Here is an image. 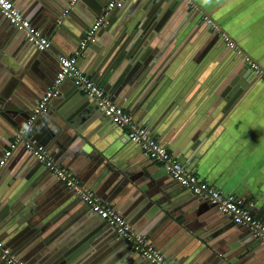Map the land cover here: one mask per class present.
I'll return each instance as SVG.
<instances>
[{"label": "crops", "instance_id": "1", "mask_svg": "<svg viewBox=\"0 0 264 264\" xmlns=\"http://www.w3.org/2000/svg\"><path fill=\"white\" fill-rule=\"evenodd\" d=\"M11 1L48 37L50 47L41 55L0 14V105L3 114L17 124L15 128L8 124L10 132L3 134L9 127L0 114V157L8 147L7 140L13 139L11 131H19L24 113L53 82L57 57L71 55L96 12L105 11V3H100L103 0H76V8L72 2L68 8L63 6L66 0ZM146 1L128 0L125 12L139 10ZM163 5L166 23L147 55L151 64L140 75L135 74L133 90L122 107L130 115L135 113L134 121H140L153 138L163 141L161 144L188 153L191 170L199 178L241 197L253 216L264 221V81L255 77L244 90L236 88L228 94L234 96L233 102L224 108L228 100L219 89L228 85L222 78L229 75L236 84V72L245 66L223 47H211L210 28H201L203 13L264 68V0H166ZM192 5L201 13L194 12ZM117 17L112 16L114 22H119ZM173 32L176 37L170 50L152 68L153 50ZM97 55L89 49L78 59V67L88 76L95 71L91 65ZM76 89L71 81H63L59 95L49 101L43 113L48 121L71 122L79 130L74 129L65 153L51 144L58 165L97 190V196L121 213L134 230L168 254L171 264H214L207 252V243L214 239L216 244L222 239L226 250L232 246L227 240L239 242L237 253L244 259L239 264H264V243L248 238V229L234 225L210 203L177 185L138 145L128 141L124 130L99 111V117L85 109L74 108L72 113ZM101 158L105 163L99 162ZM37 170L34 157L22 147L16 148L0 169V239L15 256L29 264H41L45 256L41 246L83 251L86 244L88 251L97 245L91 258L102 256V264H145L132 258V250L120 242L114 230L104 223L93 224L95 215L74 191L46 170ZM140 185L147 191L155 189V200L147 198L153 207L136 193H145ZM27 219L32 220L31 225ZM72 253L76 252H66L65 258Z\"/></svg>", "mask_w": 264, "mask_h": 264}, {"label": "built area", "instance_id": "2", "mask_svg": "<svg viewBox=\"0 0 264 264\" xmlns=\"http://www.w3.org/2000/svg\"><path fill=\"white\" fill-rule=\"evenodd\" d=\"M122 2L123 0H108L105 5V13L98 15L94 19L71 55H59L57 57V70L53 82L30 110L27 121L17 131L8 147L3 151L0 157V169L11 157L13 151L20 144H23L24 148L36 160L42 162L59 181L74 191L95 216L111 226L117 237L123 238L130 248L148 264H171L161 251L147 241L144 235L134 230L126 222L121 213L101 200L95 191L86 187L75 174L67 168L56 164L42 146L35 145L34 141L29 138L28 134L31 130V124L38 115L47 111L49 101L59 95L61 83L65 80H72L74 86L82 94L95 102L103 116L113 124L121 127L128 139L138 145L151 162L160 165L171 179L187 188L193 196L215 206L218 211L225 214L234 224L248 228L254 238L264 243V221L253 216L250 208H248L241 197L233 193L222 192L207 180L199 178L192 170L187 169V164L182 158L173 155L166 146L153 138L146 127L138 125L128 111L118 105L102 86L78 67V59L82 57L88 45L93 42L96 32L105 28L107 13L114 8L120 7ZM192 10L201 13L197 6L192 5ZM0 14L7 20L9 25L24 31L27 41L37 49L44 50L50 47L48 37L32 26L30 21L15 7L11 0H0ZM201 19L203 22L212 25L214 29H218L207 15L201 13ZM223 40L233 49H239L226 34H224ZM239 52L242 51L239 49ZM244 60L250 71L255 74V77L264 81V68L248 56H245ZM0 260L4 264H29L15 256L1 239Z\"/></svg>", "mask_w": 264, "mask_h": 264}, {"label": "water", "instance_id": "3", "mask_svg": "<svg viewBox=\"0 0 264 264\" xmlns=\"http://www.w3.org/2000/svg\"><path fill=\"white\" fill-rule=\"evenodd\" d=\"M107 1L108 0H103L100 3L102 5L105 3V5H106ZM127 1L128 0H123L120 7L114 8L109 13H107L105 28L100 29L96 32L93 42L90 43L88 45V47L84 50V52H86V53L89 49H94L95 51L98 52L97 59H95V61H93L92 65H91V67L95 68V71L91 70V73H89V76H91V78L95 82L102 83V88L108 94L111 95L112 99L118 105H121V106L124 104V101L127 98H129V95L133 90L134 78H137V77H135V74L138 72V74L140 75L142 73V71H144L146 68L148 69V65L151 64L149 61L150 57L147 55L150 54L152 47L156 44L157 37L159 36L158 33L161 31L162 26L166 23L165 19H164L166 14L162 10L164 8L163 3L166 0H147L145 2L144 6L140 7L139 10H136L133 13L132 12L131 13L125 12L124 6L127 3ZM65 2H66V3H64L65 5L64 4H62V5L66 6V8H68V6L72 2V0H66ZM13 3H14V1H13ZM72 4H73L72 6L74 8H76V5L78 4V2L76 0H74ZM103 13H105V11H103ZM103 13L102 12L98 13V11L96 12L97 16L100 14H103ZM114 15L120 17V18L117 17L119 19V22L117 21L118 24H117V22L113 21L112 16H114ZM119 23L121 26H119ZM115 25H116V28L113 29V27H115ZM12 28L23 33L25 36L24 31L18 30L14 27H12ZM201 28H205V29L210 28V30L212 32L210 34V37H209V42H210L211 47H213V46H217L219 48L223 47L224 49L230 51L233 57L241 59L240 64H243V66H245V69L241 68L238 72H236V74H238V75H236L237 78L236 77L234 78V80L236 79V82H237V83L235 82L236 84H234V82L231 80V76H229V75L226 78H222V83L227 82V85H228L226 88L222 86V89H219L221 91V92L219 91L221 93V96H225L226 99L228 100L226 105H224V108H225L226 106H229L230 102H233V100H234V96L232 94L231 95H228V94L231 92L234 93V91H236L237 89L244 90L243 88L249 84V82L252 80V78H255V75L253 72L250 71L249 66L245 63L244 57L246 55L243 52H239V49H233V47L229 46L223 40L224 33L222 31H219L218 29L217 30L214 29L212 27V25H210L209 23H206V22L202 23ZM116 30L118 31V33H116ZM86 31H85V33H86ZM104 37H106L105 40H104ZM175 37H176V32H173L171 35H169L166 42L159 45V48L157 50H155L153 48L154 50L152 53H154V56L151 59V61L153 62L152 68L155 66V63H157L162 58L161 56L162 55L164 56L170 50L171 45L175 40ZM29 44L31 45V43H29ZM101 44H103L104 46ZM210 46L208 48H210ZM48 49L49 48L44 49V50H38V52L41 55H43V54L47 53ZM56 64H57V59H56ZM239 76H240V78H239ZM69 81H71L73 83L72 80H69ZM134 91H136V90H134ZM225 91H226V93H225ZM75 93L76 94H74V96H72V98H71V102L73 105L71 106L72 108L70 110H72V113L74 112V108H78V110L85 109L86 111H89L93 114L97 113V116L99 117V114H98L99 110H98L97 106L95 105V102L91 98H88L85 95L83 96V94L77 89H76ZM1 108H2V106L0 105V111H1ZM30 110H28V111H26V113H24V115H23L24 119H23L22 123H19L21 127L27 121V119L29 117ZM17 112H18L17 109H15L16 114H17ZM0 114L2 116H4V118L7 120V121H4L2 119V122L5 125V127H9L8 124H11L14 128L17 126L16 122L14 120H12L11 118L5 116L2 111L0 112ZM44 115L45 114L38 115V117L33 121V123L31 124V130H30L28 135H29V138L32 141H34L35 145L42 146L46 150V152L52 157L54 162L56 164H60V161L56 158V155H53V151H52L50 146H52L54 143L59 149L62 150L63 153H65L66 143L68 141H70L71 136L73 137L75 135L76 131H74V129L76 127L71 122H67L66 124L62 125V123L61 124L57 123L56 121H54L52 119H50L48 121V119H46L44 117ZM131 115H132V118L134 120H137V115L135 113L134 114L131 113ZM140 118L142 119L143 117L140 116ZM64 119H66V118H64ZM107 120L109 121V119H107ZM70 123L73 126H70ZM137 124L141 125V126L143 125L140 121H138ZM113 125H115V124H113ZM115 126L118 129L123 130L121 127H119L117 125H115ZM69 128H72V129L69 130ZM8 129L10 130V127L7 128L6 131H1V132H3V134L4 133L6 134V132H10V131H8ZM76 130L79 131L77 128H76ZM11 132H14L13 137L17 133V131H11ZM124 135L128 139L126 133ZM128 141H129V139H128ZM7 142H8L7 144L9 145L11 141L7 140ZM161 142H163V141H161ZM166 146L169 147V149L171 150V153L173 155H175V156L181 155V158L183 157L188 162L187 169L191 170L192 161L189 159L190 156L188 153H186L183 150L176 152V148L174 146H168L167 144H166ZM21 147L24 148V145L20 144L17 148H21ZM2 152H3V150H2ZM91 155H94V154L91 153ZM105 157H108V156H105ZM34 160H35V165H36L37 169H39V170L44 169L48 173L53 175L52 172L48 168H46L42 162H39L35 158H34ZM99 162H101V164L105 163V161L102 158L99 159ZM39 170H37V171H39ZM174 182H176V181H174ZM158 184H163V182L162 183L158 182ZM177 185H179V184L177 183ZM85 186L94 190L95 193L98 196H100V193H98V191L95 190L93 187L88 186L86 184H85ZM153 186H154V183H153ZM179 186L182 188H185L181 185H179ZM140 188L145 193L144 194L139 193V192H136V193L139 196H142L145 199V201L147 200L146 202H147L149 207H153V204H151L150 201H148V199L155 200L156 195H152L154 193L155 189L152 191H147V190H145V188L142 185H140ZM190 194H191V192H190ZM193 197L195 198V196H193ZM1 206H2V204H0V207ZM215 209L217 210L216 207H215ZM218 213H221V212L218 211ZM1 214H2V212H0V218H1ZM221 214L224 215L225 217H227L225 214H223V213H221ZM95 218H96V221L93 222L94 225L96 223H98V224L104 223L107 227H109L110 229L113 230V228L111 226H109L105 221L99 219L97 216H95ZM27 222L29 225L32 224V220L27 219ZM234 225L239 226L237 224H234ZM240 227H243V226H240ZM243 228H245L246 230L248 229L246 227H243ZM248 231H249L248 238H250V239L254 238L251 231L249 229H248ZM77 238H79V237L77 236ZM118 238L121 240L120 242H122V241L125 242L123 238H121V237H118ZM230 240L231 239L227 240V243L232 245V246L228 250H226L224 247H222V239L219 240L218 244L214 243L215 239L212 241V243H207V246H208L207 252L209 254L208 257L214 258V262H215L214 264H239L238 263L239 261L241 262L242 260H244L241 257V254L237 253V249L239 248L240 243L237 242L235 239H233L232 241H230ZM126 245H128V244H126ZM84 246L88 247V245H86V244H84ZM93 246H94V244H92V248H93ZM96 246L97 245H95L94 246L95 249H91V251L86 250L85 249L86 247L83 249V251H82V249H79V251H76V250H78L77 247L71 248L68 250L66 247H55L53 244H51L49 246L47 245L46 247L41 246L40 252L42 254H45V256L43 257V259L41 261V264H84V263L85 264H102L103 261L99 262L102 256L99 257V255H98V257L91 258V255H93L98 249V247H96ZM128 247H130V246L128 245ZM70 250H71V252L75 251L76 253L73 254L74 253L73 252L72 253L73 256H71L69 258H65L67 255L66 252H69ZM230 250H233L232 253L230 252ZM237 254H238V256H237ZM131 255H132V258H134V259H141L140 263H142V261H143L145 264H148L140 255H138L133 250H132ZM164 256L165 257L167 256L166 259L169 258L168 254L164 255ZM61 257L63 259H61Z\"/></svg>", "mask_w": 264, "mask_h": 264}, {"label": "clouds", "instance_id": "4", "mask_svg": "<svg viewBox=\"0 0 264 264\" xmlns=\"http://www.w3.org/2000/svg\"><path fill=\"white\" fill-rule=\"evenodd\" d=\"M247 56V55H246ZM246 63V62H245ZM247 64V63H246ZM255 75V74H254Z\"/></svg>", "mask_w": 264, "mask_h": 264}]
</instances>
